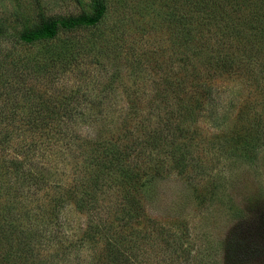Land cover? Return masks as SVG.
Returning <instances> with one entry per match:
<instances>
[{"label": "rangeland", "instance_id": "obj_1", "mask_svg": "<svg viewBox=\"0 0 264 264\" xmlns=\"http://www.w3.org/2000/svg\"><path fill=\"white\" fill-rule=\"evenodd\" d=\"M194 1L101 0L95 25L24 44L39 11L59 23L90 0H0V264H264V49L206 26ZM161 101L186 117L190 144L183 174L167 159L157 173L145 157L134 164L129 193L155 219L136 251L112 236L134 238L141 221L115 220L101 237L116 203L78 211L62 194L87 179L82 139L122 134ZM16 161L56 182L12 196Z\"/></svg>", "mask_w": 264, "mask_h": 264}, {"label": "trees", "instance_id": "obj_2", "mask_svg": "<svg viewBox=\"0 0 264 264\" xmlns=\"http://www.w3.org/2000/svg\"><path fill=\"white\" fill-rule=\"evenodd\" d=\"M88 7L89 11L83 10L77 18L59 23L48 20L44 13L39 11L36 17L37 22L35 24L25 22L18 38L24 44H32L54 39L60 28L71 29L77 26H93L102 17L104 5L101 0H90ZM193 8V11L198 14L197 17L201 21L206 20V26L214 27L216 25L215 22L221 23L228 30H233L234 33L242 32V36L246 39V42H253V39H256L263 46L262 49H264L263 0H195ZM214 29L223 32L220 26H216ZM227 41L229 40L227 39ZM161 102L163 104L166 101ZM168 106L169 104L166 103L157 112L153 110L147 116H137L138 121L135 124H131V120L127 121V125L124 124L126 128L122 129L124 131L122 134L110 135V138L100 140L101 138H98V136L102 132L100 129H97L95 135L91 136V138L82 139L83 144H77L81 151L77 153L84 156L81 165L88 173L87 179L81 183L82 178L79 176L76 181L67 186L65 193L62 194L64 195L65 202H68L78 211L85 210L90 212L93 207H97L98 204L105 203L106 201L109 207L116 203L119 209L115 212L114 216L111 215V217L105 220V224L94 233H99L101 237H107L106 232L113 231L114 227H112V224L115 220L122 223V227L129 225L132 229L134 222L141 221L143 225L142 229L136 230L134 238L127 239L123 234L117 237L116 232L112 236L115 240L118 238L121 245L126 244L128 249L133 248L139 251L141 245L144 247V237H150L146 234V223L151 224L152 229L155 225V219L148 217L141 206V201L131 197L132 195L129 193L131 180L135 177L138 179L139 173L133 169L136 161L144 157L149 159L154 173L161 171V167L164 166V159H167L166 162L178 164L182 171L181 174H183V169L185 168L183 163L186 160L185 152H187V149L184 146L188 143L190 144L186 137H184L188 133L186 121H184L186 117L184 119L182 117L178 121L173 116L174 110L170 109L169 111ZM197 106L200 108L199 104ZM178 137L180 138L179 143L177 142ZM77 138L78 140L80 139L78 136ZM164 148H168L169 150L167 151L168 156L165 158L162 157ZM129 158L131 161L126 162ZM24 165L23 162L16 161L15 165L11 167L14 171L13 173L20 176V179L13 178L14 180L8 186L11 189L9 193L12 196H15L18 191L22 192L21 188L25 186L39 190L44 185L46 187L48 183L56 182L48 179V175L46 177L44 173L40 172L33 175V172H26L25 169H22ZM112 189L117 191L114 201L108 195L109 192L113 193ZM100 194H103L104 197H100ZM60 201V199L57 200L58 204ZM53 212L50 214H53ZM131 234L133 236V233ZM9 235L10 232L2 228L0 229L1 241H8ZM157 236L160 235L158 234ZM167 237H169V234L164 238ZM142 239L143 242L140 245ZM162 240L164 241L165 239ZM108 245L111 247L113 254L120 255L116 244L113 243V247L111 244Z\"/></svg>", "mask_w": 264, "mask_h": 264}]
</instances>
